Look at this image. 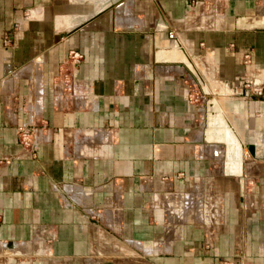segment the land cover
<instances>
[{
	"label": "crops",
	"instance_id": "1",
	"mask_svg": "<svg viewBox=\"0 0 264 264\" xmlns=\"http://www.w3.org/2000/svg\"><path fill=\"white\" fill-rule=\"evenodd\" d=\"M31 1L0 0V264H264V0Z\"/></svg>",
	"mask_w": 264,
	"mask_h": 264
},
{
	"label": "rangeland",
	"instance_id": "2",
	"mask_svg": "<svg viewBox=\"0 0 264 264\" xmlns=\"http://www.w3.org/2000/svg\"><path fill=\"white\" fill-rule=\"evenodd\" d=\"M5 1L7 2L8 0H5ZM36 1H37V3H39V0H35V2ZM43 1H45V0H43ZM51 1H54V0H51ZM122 1L123 0H107L105 2V0H96V3L97 2L104 3V5L99 6L100 9L98 11V15H101L102 13H104L105 10H110L112 8L118 7L119 3L122 2ZM35 2L33 1L32 3H35ZM32 5H34V4H32ZM24 12L30 13V6L28 8H26V10H24ZM22 17H23V13H22ZM22 21H23V19H22ZM197 101H198V103L202 101L204 108H206V105H205L206 96L204 94H203V97L201 99H198ZM212 103H214V104H212ZM208 107H209V110H210V115H209V121H210L209 124L210 125L208 127L209 131H207V132H209L208 136H207V141L210 142V143L215 142V143H224V144H226V142H228L227 145L230 147L231 146L230 142H232V140H234V138L236 139V137L233 134V132L229 129L226 119L224 118V120H225V122H224L222 120V116H220V114L218 113V111L220 109H219V106H218V100L216 99V97L214 95H213L212 99H209ZM218 117L220 118V121H219ZM221 120H222V122H221ZM218 123H220V128L217 127ZM215 143H213V144H215ZM224 152H225V150L223 151V156H224V159H225V153ZM235 155H237V154H235ZM247 156H248V154L244 153V156H242V154H241L240 157L244 158V160H245V158ZM238 161H240V160L238 159ZM242 167H243V165H242ZM242 193L246 194L245 186L243 187Z\"/></svg>",
	"mask_w": 264,
	"mask_h": 264
},
{
	"label": "built area",
	"instance_id": "3",
	"mask_svg": "<svg viewBox=\"0 0 264 264\" xmlns=\"http://www.w3.org/2000/svg\"><path fill=\"white\" fill-rule=\"evenodd\" d=\"M169 36H173L172 33H169ZM83 55L77 50H70L67 54L66 60L63 64L62 70L60 72V82L65 83L66 88L71 87V79L73 72L75 71L76 67L82 62ZM246 92L249 94L250 90L247 88L245 89ZM189 98L193 101H197L200 98V95L196 94L194 90L191 91L189 94ZM17 135L19 138L20 143L31 149H35L37 144L42 140L41 132L34 127L29 125L19 126L17 128Z\"/></svg>",
	"mask_w": 264,
	"mask_h": 264
},
{
	"label": "water",
	"instance_id": "4",
	"mask_svg": "<svg viewBox=\"0 0 264 264\" xmlns=\"http://www.w3.org/2000/svg\"><path fill=\"white\" fill-rule=\"evenodd\" d=\"M169 35V34H168ZM177 44H178V42H177ZM182 52H183V50H182ZM189 60V63H194L193 61H191V59L189 58V56H188V54L187 53H185V52H183V53H181V61H182V65H184L187 69H188V71L194 76V78L197 80V83L199 84V86H200V88H201V91H202V93L206 96V102H205V105H206V117H207V126L209 127V123H210V121H209V115H210V110H209V107H208V104H209V99H211L212 97H213V95H212V92H211V90L209 91L208 89H207V86H206V84H203V82H202V77H201V75H200V73L198 72L199 71V69H198V67L196 66V64H195V67H196V71L198 72V74H196L195 72H193V68H190V66H188L187 64H186V62ZM223 118H225V117H223ZM226 119V118H225ZM227 121V120H226ZM228 122V121H227ZM229 124V123H228ZM209 131V130H208ZM240 144H241V142H240ZM247 148H248V150L253 154L254 153V149H253V146H251V145H248L247 146ZM103 264H110L109 262H105V263H103Z\"/></svg>",
	"mask_w": 264,
	"mask_h": 264
},
{
	"label": "bare ground",
	"instance_id": "5",
	"mask_svg": "<svg viewBox=\"0 0 264 264\" xmlns=\"http://www.w3.org/2000/svg\"><path fill=\"white\" fill-rule=\"evenodd\" d=\"M100 6H101V5H100ZM97 14H98V13H97ZM194 72H195L196 74H198L199 71L197 72V71L194 70ZM202 82H203V81H202ZM203 84H204V83H203ZM207 89H208V88H207ZM208 90H209V89H208ZM211 99H212V98H211ZM212 104H214V103H212ZM214 107H215V106H214ZM220 112H221V111L219 110L218 113L221 114L222 112H221V113H220ZM220 116H222V114H221ZM222 120L225 122L223 116H222ZM230 143H231V146L229 147V146L227 145L228 142H226V149H225V152H224V153H225V160H226V163L229 161L228 158L232 156V155H231L232 153H234V155L237 154V155L239 156V160H241V159H240L241 151H239V148H238V149H237V148H236V149H235V148H234V149L232 148V145H233V147H234V143H235V142H230ZM226 163H225V165H227ZM226 168H227V167H226Z\"/></svg>",
	"mask_w": 264,
	"mask_h": 264
}]
</instances>
